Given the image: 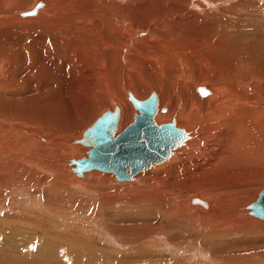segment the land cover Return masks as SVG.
Here are the masks:
<instances>
[{
	"label": "rangeland",
	"instance_id": "1",
	"mask_svg": "<svg viewBox=\"0 0 264 264\" xmlns=\"http://www.w3.org/2000/svg\"><path fill=\"white\" fill-rule=\"evenodd\" d=\"M0 1V7L5 9L2 0ZM30 1L33 2L32 5L23 9L15 8L13 4L10 9L11 14L20 15V13L32 9L38 0ZM91 1L95 5L100 2V0ZM118 1L121 5L128 4V1L125 0L124 3L122 0ZM129 1V6L132 5L129 12L131 16L133 14L135 16H132L135 19L134 28L137 26L136 29L133 28L132 30V48L126 50L122 45H119L118 55L111 56V65L109 66L104 64L99 66L91 63L86 69V71L89 70L86 73L88 80L87 78L85 80L81 79L78 76L75 80V76L72 75L74 66H69L68 60H64V63L62 58L52 57L56 55L54 52L52 56L45 57V60L48 61L44 63L45 66L43 64L40 73V70L31 73L29 76L31 79L26 76L23 77L20 75L22 65L27 61L38 59L34 57L39 56L40 51L46 54L48 52L47 45H45L47 40L50 42V44L48 42L50 51H53L54 43L48 37L44 39V46L46 47L44 48L40 43L35 44L42 37H35L36 35L33 36L32 32L29 33L18 26L0 24V46L6 44V42H12V46L19 43L23 47L22 53H14L16 57L11 58V61L8 60L9 63L2 59L3 57H0V99L9 91V88L22 91L26 88L32 90L31 84L34 85L37 81L41 82L42 80V82L46 80L53 81L52 87L54 86L56 90L59 89L55 92L52 101L44 100L37 107L32 106L29 101L18 104L17 98L20 99L29 95L26 92L23 93L24 91H19L16 96L9 95L11 99L6 101L1 99L0 119L7 121L9 118L41 119L42 121L54 119L51 120L56 121L54 125H60L64 129L63 135L54 134L53 136L59 137L54 138L44 125L34 124L33 126V129H37V134H46L49 139L46 143L52 144L51 153L43 151L46 153L47 160L52 161V163L56 161L57 163H54L56 164L55 169L60 167L62 171H53L52 166L41 162L40 167L45 166L53 172L42 168L48 172L50 177L45 179L43 178L45 173L42 171L35 178V175H31V172L24 170L23 172L27 174L23 178V172L12 173L9 167L8 170L6 167H4L6 170L0 169V264H25L24 258L28 260L41 259L42 257L35 254L34 250H26L30 245L28 241H31L33 237L30 234H34V231V239L42 234H45V237L49 239L56 238L53 235L57 237L66 235L69 236L68 239L70 237L79 239V242H85H81L82 244L92 245L91 247L99 249L108 259H114L116 263L119 261V264H220L223 262L225 254L231 256L230 259H227V262L232 264H264V220L252 216L248 209V205L256 201L260 192L264 189V152H262L264 151V142L262 144L256 142L254 137L256 133L251 130L247 131L249 133L244 134L243 141L245 142H237L239 145L234 143V146L232 145L227 153L221 155L218 160L211 161L206 156L211 158L213 151L207 152L195 148L193 154L191 153L192 150L189 148L188 143L193 140L194 133L189 126L179 125L178 122L181 120L176 119L177 126L185 129L189 135L191 134L187 140L188 142L186 141L181 147L177 148L169 160H166V163L154 164L149 169L138 173L139 175L137 174L132 180H118L114 173L98 169L86 172L83 177H77V174L68 168V164L72 159L88 156L90 148L81 143L65 142L66 137H70L71 140L73 138L80 139L83 134L81 131L90 127L104 111L113 110L119 106L117 96L127 95L128 101L126 106L123 107L126 108V113L123 118H126L128 113L130 117L133 116L132 119L126 120V124L119 125L118 134L134 122V115L137 110L132 103V107L129 104L131 101L128 97V90L136 97H140V100L148 98L153 91L158 93L160 98V113L158 114L172 111L171 119L161 121L158 124L170 123L176 118V114L177 116L182 115L189 104L185 98L196 95L195 86L198 85L194 78L191 82L186 78L193 74L199 80L205 74L210 75L209 73H211L210 76H213L216 73L214 72L215 68L203 63L202 55L197 50L205 40L207 41V36H209L207 31L211 33L213 30L212 33L215 34L216 30L219 31L218 33H222L225 29L224 32L228 34L230 32L229 38L232 41L237 40L238 36V38L249 42L264 40V0ZM44 2H46V8L36 16L40 14L51 16L52 13L54 14L52 12L54 11L53 0H45ZM112 28L115 29L116 27L113 26ZM108 29H106L107 34L110 32ZM39 31L36 29L34 32ZM31 39L34 40L31 41ZM92 40L99 47L100 44L102 45L103 40L99 34L93 35ZM206 41L204 44H206ZM22 43H26L27 47ZM28 43L36 47L30 48ZM13 49L10 52H13ZM129 51L131 54L128 53ZM28 54L32 56L30 57ZM25 60L27 61L25 62ZM47 65L48 67H46ZM17 68L20 70L19 74ZM241 69L245 71L246 66ZM97 72L101 74L99 73V75ZM79 79L82 81L79 82ZM93 79L95 80L93 81ZM84 81L85 83H83ZM59 84L60 86H58ZM104 85L107 88H104ZM42 89H40L41 91L44 90L42 93L40 90H38L39 93L34 90L37 92L35 94L46 95L48 93L46 89ZM75 90L80 93L77 95ZM115 92L116 94H114ZM48 94L46 97H48ZM12 98L14 99L12 100ZM5 103L7 104L5 105ZM29 104L32 109H30ZM7 105L10 108H7ZM42 107L45 109L43 110ZM163 108L167 110L161 111ZM27 128L30 129L31 126H27ZM13 130L14 127L8 128L11 137L20 136V134L12 132ZM262 132L264 134V131ZM246 137H249V141ZM29 138L42 141L38 135H31ZM30 146H33L32 142ZM73 148H75V152ZM226 148L224 146V149ZM253 148L257 149V152ZM32 150L33 147L28 149L33 156ZM73 154L77 155L74 156ZM41 156H43L42 153ZM36 157L40 159V154H36ZM172 157L174 158L172 159ZM61 166H67V168H61ZM156 167L158 168L154 171L158 173L152 171ZM161 167L166 168L162 169ZM171 168L173 169L171 170ZM64 170L67 173H63ZM146 172H150V175ZM41 173V179L37 180L38 175ZM62 173L63 175H61ZM59 174L60 176H58ZM67 174L69 175L66 176ZM143 175L144 178H142ZM151 175L156 176L152 177ZM160 176L163 177L162 180L159 178ZM13 178H15V181ZM151 178L152 180H149ZM4 179L5 182L7 179L9 181L5 183L2 181ZM155 193L161 195L158 196ZM189 196L208 199L209 210L202 209L203 212H201L198 207L195 210L190 209ZM180 202L184 204L183 210L175 207V204ZM180 211L181 214H179ZM217 211L222 213H219L220 218L216 220H231L230 233L226 236L221 235L220 237L219 234L213 236L210 233L213 232L210 228L211 224L202 220L204 216H208L207 219H210ZM188 216L197 217L198 220L188 219V221ZM236 217H238L236 223L244 225L233 227L232 220ZM197 222L206 223V228L198 226ZM161 231H163V234ZM177 231L180 232L178 235ZM193 232L199 235V242L195 243L193 241L191 235ZM15 237L19 239L20 246L25 247L26 252L19 248L17 244H14ZM180 237H184L185 240L181 242ZM174 238L180 239H177V241ZM197 243L199 244L198 247H196ZM203 248L209 252L214 250L215 261L211 260L208 254H205ZM156 254L160 255L157 256ZM97 264L99 263L97 262Z\"/></svg>",
	"mask_w": 264,
	"mask_h": 264
},
{
	"label": "bare ground",
	"instance_id": "2",
	"mask_svg": "<svg viewBox=\"0 0 264 264\" xmlns=\"http://www.w3.org/2000/svg\"><path fill=\"white\" fill-rule=\"evenodd\" d=\"M44 1L45 0H38L34 4L33 8L35 9L36 4H38V3L41 4L40 7H38L36 10H33V8H32L28 11H24V12L20 13V15L11 14L10 9L12 8L13 4L15 5V8L23 9V8L31 6L33 2H31L30 0H2L3 6H5V9L0 7V24H4L7 26L8 25L18 26L19 28L28 31L29 33L32 32L33 36L36 35L35 37H38V36L42 37L39 40L36 39V40H38V42H35V44L40 43V44H42L41 46H43L44 48H46L44 46V43H45L44 39L50 37L52 43H54V47L52 48L53 51H50L49 45H48L49 41L47 40V44H45V45H47L48 52H46V54L43 51H40L38 54L39 56L34 57V58H38V59L31 60L30 62L25 60V62L27 61L26 62L27 64L26 63L24 64V62H23L24 65H22V68L20 69L21 73H20V70L18 68L17 69L19 72L15 70L16 72H18V74L20 73V75H22L23 77H25V76L29 77L31 73H33L35 71L38 72V70H40L42 68L43 64L48 61V60L47 61L45 60V57L48 58L49 56H52V53L54 52L56 55H54L52 57L62 58L63 61L68 60L70 63L69 66L70 65L74 66L73 67L74 70L72 71V75H73V77L75 76V80H76L77 76L79 78L85 80V78H87L86 73L89 71V70L86 71V69L88 68L89 65H91V63L95 64V65H99V66H101L102 64H104L105 66H109V65H111V63H110V61L112 59L111 56H117L118 55L117 51L120 48L119 45L120 46L122 45L123 48H125L126 50H130L132 48V43H133L132 30L134 28V20L135 19L132 18V16L134 14L131 16V14L129 12L130 6H132V5L129 6V2H130L129 0H125V1H128V4L125 3V5H121L118 0H100L99 4H97V5H95L91 0L90 1L89 0H53V3L50 2L54 6V11H52V12H54V14L52 13L53 15L51 14V16H50L48 14L47 15H45V14L41 15L40 14L39 16H36L40 11H43L44 8H46L45 7L46 2H44ZM122 1H123V3L125 2L124 0H122ZM0 3H1V1H0ZM108 3H109V5H108ZM155 16H156V14H155ZM133 17H135V16H133ZM157 17H158V15H157ZM150 20H151V18H150ZM114 24H117V25H114ZM113 26L116 28L113 29L112 28ZM213 27H212V29H213ZM224 27H225V25H224ZM103 28H105V29L103 30ZM136 28H137V26H136ZM136 28H134V29H136ZM36 29L40 30L39 31L40 33L34 32ZM106 29H108L110 31L109 34L106 33ZM212 29H210V30H212ZM215 29H216V26H215ZM224 30L225 29H223L222 33L221 32L218 33L219 31L216 30L215 34L212 33L213 30L211 31V33H209L207 31V35H209V36L206 35L208 38L207 41L205 40L206 44H204V42H205L204 41L202 43L201 47H199V49H197V50L200 52V55H202L203 63H205V64L207 63V64L211 65L213 68H215L214 72H216V73L213 76H210L211 73H209L210 75L205 74L203 76V78H201L200 77L201 75H200V76H198V77H200L199 80H197V78H196L197 76L193 75V74H192V76H189L186 78V79L190 80V82L193 78L195 79V81L198 82V85L195 86L197 94L194 96H191V97L187 96V98H185L187 100V103H189L187 110L184 111L182 115L177 116V114H176V116H175L176 118L173 120L176 122V126H177L176 119L181 120L180 122H178L179 125H181V126L187 125V127L189 126V128L193 131L194 138L192 141H190L188 143L189 148L192 150L191 153L193 154V150L195 148L196 149L200 148V150H205L207 152L213 151L211 158L206 156L207 159H209L211 161L218 160V158L221 155H223L225 152L227 153L229 148L234 143L245 142V141H243V139H244L243 136L248 130L249 131L251 130L253 133H256V136H254L256 139V142H258V143L261 142L260 144H262L264 142V138H263L264 134H262L263 133L262 131H264V40H258L259 42L258 41L249 42L248 40L246 41L245 39L242 40L241 38H238L239 37L238 36L236 38L238 41L237 40L232 41L229 38L230 32L228 34V33L224 32ZM151 32H153V31H151ZM244 33H246V32H244ZM98 34L102 38V40L105 42L104 43L102 41V45L100 44V47L97 44H95L92 40V36L98 35ZM150 36H151V34H150ZM202 37H204V36H202ZM31 38H32V36H31ZM180 39L181 38H179V40ZM33 40L34 39H31V41H33ZM181 41H182V39H181ZM153 42H155V41H153ZM197 42H198V40H197ZM22 44H25V47H27L26 43H22ZM49 44H50V42H49ZM144 44H146V43H144ZM29 45H31V44H29ZM29 45H28V47H30V48L33 47L32 45L31 46H29ZM35 47L36 46H34L33 48H35ZM12 48H14L13 52H10V50ZM22 48H23L22 45H20L19 43H16L14 46H12V42H6V44H3L0 46V54H1L0 57L1 58L3 57L2 59H4L6 62H8V60L11 61V58H13L14 56L16 57V55L14 53H22ZM33 50H35V49H33ZM122 50H124V49H122ZM128 53L131 54L130 51ZM28 55H30V54H28ZM31 56L32 55H30V57ZM21 60H19V61H21ZM64 63H65V61H64ZM164 63H167V62H164ZM17 65H19V64H17ZM49 65H50V62H49ZM61 65L63 66V64H61ZM44 66H45V64H44ZM245 66H246V70L244 71L241 68L245 67ZM46 67H48V65ZM52 68H53V66H52ZM62 68H64V67H62ZM44 71H45V69H44ZM40 72H41V70L39 71V73ZM188 73H189V71H188ZM56 74H58V73H56ZM99 75H98V77H99ZM41 77H42V75H41ZM37 78H38V76H37ZM53 79H55V78H53ZM81 79H79L78 81L80 82ZM102 79H104V78H102ZM119 79H120V77H119ZM87 80H88V78H87ZM94 80L95 79H93V81ZM42 81L41 82L37 81L34 85L31 84L30 87L32 90H28L26 88V90H23L24 92L22 90H14L12 88H9V91L7 90L8 92L4 96H2L1 99L5 100V101L8 99H11L10 96H16V94L20 91L23 93L26 92L29 95L28 96L24 95L25 97H21L20 99L17 98L16 100L18 101V104L22 103L23 101H27V102L29 101V102H31L32 106L37 107L38 104H40L41 102H44V100L45 101L46 100L52 101L53 98L55 97V92L59 89L56 90V88L54 86L52 87L53 81L52 82L48 81V80H46L45 82H42ZM83 83H85V81ZM193 83H191V84H193ZM87 85H89V84H87ZM58 86H60V84ZM85 86H84V89L86 88ZM92 86H93V84H92ZM101 86L103 87L102 84H101ZM41 88L47 90V92L49 93V94L47 93L48 97H46L47 94L46 95L41 94L44 91L43 89H42L43 91H41L40 90ZM104 88H107V86L104 85ZM5 89H7V88H5ZM34 90L37 92H38V90H40L41 93L37 95V94H35L37 92H35ZM76 90H75V92L77 93ZM32 91H34V92H32ZM29 92H32V93L30 94ZM110 92H112V91H110ZM153 92L157 94V97L159 100L157 113L155 114L156 122L159 123L161 121H168L172 117V115H171L172 111L170 110L168 113H165V114H163V113L158 114V113H160L159 112L160 111V98H159L158 93L156 91H153ZM182 92L183 91L181 90V93ZM79 93H77V95ZM67 94H68V92H67ZM87 94H89V93H87ZM114 94H116V92ZM178 94H179V92H178ZM81 96H83V95L81 94ZM102 96H103V94H102ZM126 96H125V94H121V95L117 96V101L119 103V106H117V107L120 110L118 128H119V125L121 126V125L126 124L127 123L126 120H128V119L130 120L133 117V116L130 117V114L128 113L126 115V118H123V116L126 113V108H123V107L126 106V102L128 101ZM132 96L136 99H139V100H140V97L139 98L136 97L130 90H128V97H129V100L131 101V102H129V104L131 107H132V105H133V107H135V105L131 99ZM138 96H140V95L138 94ZM146 96H147V94H146ZM73 97H74V95H73ZM100 97H101V95H100ZM148 98L141 100V101H146V100H148ZM177 98H178V96H177ZM13 99L14 98H12V100ZM17 101H15V103H17ZM3 103H4V101H3ZM131 103H132V105H131ZM6 104L7 103H5V105ZM22 104H24V103H22ZM32 106L30 107V109H32ZM6 107L10 108L9 105H7ZM42 109L44 110L45 108L42 107ZM135 109L137 110V112L134 115V120H135L136 114H140L139 110L136 107H135ZM113 110H111V111H113ZM166 110H167L166 108H163L161 111H166ZM106 111H109V110H106ZM106 111H104V112H106ZM123 112H124V114H123ZM103 113H102V115H103ZM51 120H54V119H49V120H45V121H42L41 119H15V118L11 119V118H9L8 121L5 119H0V169L6 170L9 167L12 173L19 172V171L23 172L24 170H26V171L31 172V175H35V178H36L37 174L40 171H42L45 173V175H43V178H45V179H48L50 177L48 176V172H46L42 169V168H45V166L44 167L39 166V165H42L41 162L43 164L46 163V165H48V166H52L53 171L54 170L55 171L61 170L60 167L55 169L56 164H54V163L56 161L54 163H52V161H48L47 157L45 156L46 153L43 152V151H46L48 153H51L50 149L52 148L51 143H46L49 140L47 138L46 134H44V133L37 134V129H33L34 124L44 125V127L48 128L46 130L50 131V133L52 134V137L59 138L58 136H53V135L54 134L61 135L62 132H64V129L60 125H54V124H56V121L54 122ZM27 126H31V128L28 129ZM9 127H14V130L12 132L18 133V134H20V136L17 135L14 138L11 137L10 133L8 132ZM88 128H86L85 130H83L81 132L84 134ZM179 128H181V127H179ZM117 131H118V129L116 130L115 135L118 134ZM247 133H249V132H247ZM83 134H82V137H83ZM31 135H33V136L38 135L42 141L40 142L38 140H35V139L33 140L32 138H29ZM190 135L188 134V138L184 141V143L190 138ZM251 137H250V139H251ZM246 138H248V141H249V137H246ZM76 140L77 139H74V138H73V140H71L70 137L69 138L66 137V139L64 141L68 142V143H70V141H71L72 143H75V144L81 143V142H76ZM31 142H32L33 146L29 147V145H31ZM81 144L86 145L84 143H81ZM18 145H19V148H18ZM182 145L178 146L177 148L181 147ZM86 146H88L91 149V145H86ZM224 146H226L227 148L224 149ZM26 147L28 149H31V147H33V150H32L33 156L30 153L31 151L29 152ZM177 148H175L173 150V152L176 151ZM258 149H260V148H258ZM73 150H74V152L76 151L75 148H73ZM253 150H255V148H253ZM261 150H263V149H261ZM36 151L40 154V159L36 157V154H38ZM262 152H264V151H262ZM41 153L43 154V156H41ZM76 155H74V156H76ZM84 157H87V156H84ZM169 158L167 159V161L169 160ZM173 158L174 157H172V159ZM60 160H62V159H60ZM60 160H59V162H60ZM163 162L166 163V161H163ZM62 163H63V160H62ZM160 163H162V162L152 163V165L150 167H152L154 164L155 165L156 164L161 165ZM27 164H29L30 166ZM63 164H65V163H63ZM73 164L74 163H72L70 161L68 164V168L71 171L75 172L77 174V177L78 176L83 177L86 172L96 170L94 168L92 170L85 171L83 174H78L74 170V168L77 165L74 164L75 165L74 166ZM163 166H165V165H163ZM4 167H6V169ZM150 167H148L142 171H145V170L149 169ZM23 168H25V169H23ZM36 168H38V170H36ZM61 168L65 169V168H67V166H63V167L61 166ZM157 168L158 167H156L152 171L154 173H158V172L154 171ZM45 169L52 172L50 170V168H45ZM172 169L173 168H171V170ZM159 170H157V171H159ZM168 170L171 171L170 169H168ZM174 170H175V168H174ZM101 171H103V170H101ZM142 171H140V172H142ZM104 172H108V171H104ZM140 172H138V173H140ZM175 172H177V171H175ZM63 173H67V172H65V170H64ZM63 173L61 175H63ZM146 173H149V175H150V172H146ZM26 174H27L26 172L25 173L23 172V176L24 175L26 176ZM54 174L56 175V173H54ZM137 174H135L134 177L131 179L130 178H127V179H118L117 178V179L128 181V180L134 179ZM41 175H42V173L38 175L37 180L41 179ZM68 175L69 174H67L66 176H68ZM163 175H165V174H163ZM25 176L23 178H25ZM58 176H60V174ZM151 176L155 177L156 175L155 176L151 175ZM12 177H11V179H12ZM32 177H34V176H32ZM147 177H145V178H147ZM142 178H144V175ZM159 178H161V176ZM162 178H161V180H162ZM13 179L15 181V178H13ZM149 180H152V178ZM2 181L5 182V179ZM8 181L9 180L7 179V181L5 183H7ZM146 181H145V183H146ZM151 184H153V183H151ZM156 194L158 196L161 195V194L159 195L158 193H155V195ZM148 195L150 196V194H148ZM207 200L205 198L201 199L198 196H191L189 198V201L191 204L190 209L195 210V208L198 207V210L201 212H203L202 209L209 210V202ZM183 205L184 204L182 202H180V203H176L175 207H177L178 209H182V208H184ZM248 209L250 210V214L252 216H255L251 213L252 209L249 207V205H248ZM219 213H222V212L221 211L215 212V214L212 215L210 219L209 218L207 219L208 216H204V218L202 220L207 221L208 223L211 224L210 228L213 232H210V233H212L213 236H217L219 234V236L221 237V235L226 236L227 234L230 233L229 227L231 225L230 224L231 220H225V221L224 220H216V219L220 218ZM179 214H181V211ZM174 215H175V213H174ZM256 217L264 220L261 217H258V216H256ZM237 218L238 217H236L234 220H232V223L234 224L232 226L235 227V225H244V224H237L236 223ZM188 219L194 220V221L198 220V218L194 217V216H191V217L188 216L187 220ZM197 223H198V226L206 228V226H205L206 223H204V222H197ZM167 229H169V228L167 227ZM218 230H220V232H218ZM215 231H217V232H215ZM161 232L163 234V231H161ZM166 232H168V231H166ZM174 233L176 234V232H174ZM179 233L180 232L177 231V235ZM182 234L184 235V233H182ZM30 235H33V237H32L31 241H28L30 243V245H29L28 249H26V250H29V251L34 250L36 253L35 252H31V253L38 254L42 258L41 259L37 258L38 260L37 259L28 260V259L24 258L25 264H97V262L99 264H101V263L119 264L120 263L119 261H117V263H116V261H114V259H112V260L108 259L107 257H105L106 255H104L103 252H101L99 249H96L95 247H91L92 245L89 246V245L84 244L85 243L84 241H81V242H84L82 244L81 242H79V239L77 240L76 238L70 237V239H68L67 237H69V236H66V235H64L62 237L61 236L57 237L56 235H53L57 239L56 238L49 239V238L45 237L46 236L45 234L44 235L42 234L39 237L37 236L38 237L37 238L38 240H37V239H34L35 231H34V234H30ZM191 235L193 236L192 239H193V241H195V243L199 242V240H198L199 235H197L194 232ZM50 236L52 237V234ZM149 236H150V234H149ZM165 237L167 238V236H165ZM171 237H173V236H171ZM180 238L179 239L181 242H183V240H185L184 237H180ZM28 239H29V237H28ZM177 239L174 238V240H177ZM164 240H165V238H164ZM171 242H173V241H171ZM213 243H214V241H213ZM14 244H17L19 246V248H22V246H20L19 239L16 237H15ZM198 245L199 244L197 243L196 247H198ZM24 248L25 247H23L22 250H24ZM203 249H204L205 254H208L210 259L215 261V254L213 252L214 250L213 251L211 250V252H209V251H206L205 248H203ZM26 250H24V251L26 252ZM181 250H182V248H181ZM132 253H134V252H132ZM158 255H160V254H158ZM120 258H122V257H120ZM230 258H231V256L229 254H225L223 256V262H221L220 264H232V263L227 262V259H230ZM140 259H141V257H140ZM155 260H156V258H155ZM178 260L180 261L181 259H178ZM159 262H161V261H159ZM122 263H125V262H122Z\"/></svg>",
	"mask_w": 264,
	"mask_h": 264
},
{
	"label": "water",
	"instance_id": "3",
	"mask_svg": "<svg viewBox=\"0 0 264 264\" xmlns=\"http://www.w3.org/2000/svg\"><path fill=\"white\" fill-rule=\"evenodd\" d=\"M40 6V3L36 4L33 10ZM131 99L140 114H136L134 122L124 131L115 135L120 115L116 107L113 111L104 112L85 131L83 137L76 140L91 145L87 157L71 160L77 165L74 170L78 174L95 168L113 172L118 179H131L152 163L166 161L173 150L188 138L186 130L177 127L175 121L163 124L156 122L159 102L156 93L153 92L146 101L133 96ZM249 207L253 215L264 219V189Z\"/></svg>",
	"mask_w": 264,
	"mask_h": 264
}]
</instances>
